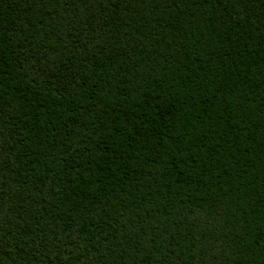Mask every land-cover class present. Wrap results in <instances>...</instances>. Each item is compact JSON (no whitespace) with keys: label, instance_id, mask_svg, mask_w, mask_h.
I'll return each instance as SVG.
<instances>
[{"label":"trees","instance_id":"1","mask_svg":"<svg viewBox=\"0 0 264 264\" xmlns=\"http://www.w3.org/2000/svg\"><path fill=\"white\" fill-rule=\"evenodd\" d=\"M0 264H264V0H0Z\"/></svg>","mask_w":264,"mask_h":264}]
</instances>
